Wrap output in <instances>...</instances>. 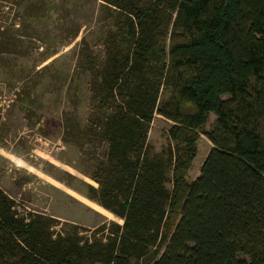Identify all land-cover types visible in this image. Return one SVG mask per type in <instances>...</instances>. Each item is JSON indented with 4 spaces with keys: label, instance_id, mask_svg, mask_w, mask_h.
Here are the masks:
<instances>
[{
    "label": "trees",
    "instance_id": "obj_1",
    "mask_svg": "<svg viewBox=\"0 0 264 264\" xmlns=\"http://www.w3.org/2000/svg\"><path fill=\"white\" fill-rule=\"evenodd\" d=\"M102 1L104 61L83 57L96 117L65 112L62 139L105 144L84 196L122 224L57 230L0 188V264H264V0ZM155 113L172 122L159 153ZM200 131L212 147L189 182Z\"/></svg>",
    "mask_w": 264,
    "mask_h": 264
},
{
    "label": "rangeland",
    "instance_id": "obj_2",
    "mask_svg": "<svg viewBox=\"0 0 264 264\" xmlns=\"http://www.w3.org/2000/svg\"><path fill=\"white\" fill-rule=\"evenodd\" d=\"M102 3L0 0V188L20 212L46 214L59 221L57 230L76 228L83 237L104 223L106 229L110 222L122 224L84 196L86 184L97 187L85 174L104 155L105 144L92 135L79 145L62 139L65 112L83 128L96 117L90 116L83 57L90 55L99 66L104 61V41L113 26ZM169 94L163 88L159 103ZM214 119L209 113L201 131L210 130ZM171 124L154 114L147 135L153 152L166 147ZM201 131L189 182L199 176L212 147Z\"/></svg>",
    "mask_w": 264,
    "mask_h": 264
}]
</instances>
